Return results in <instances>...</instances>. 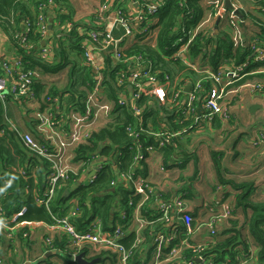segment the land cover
Here are the masks:
<instances>
[{"label": "trees", "instance_id": "obj_1", "mask_svg": "<svg viewBox=\"0 0 264 264\" xmlns=\"http://www.w3.org/2000/svg\"><path fill=\"white\" fill-rule=\"evenodd\" d=\"M120 0H100L101 7L119 10L121 15H127L125 8L119 6ZM224 0H165L155 14L158 18L155 27L157 35L155 43L140 38L130 47L123 50L125 57L139 56L150 68L149 72L163 82L166 76L174 84L182 77L183 81L191 84L201 81L203 92L211 88V79L197 75L192 67L177 57V53L189 43L186 56L192 60L207 61L213 73L223 72L230 65L237 67L247 60L251 50L248 49L247 39L239 41L236 45L230 32H223L220 28L228 26L233 30L228 18L219 23V34L201 27L207 13L214 14ZM258 1V2H257ZM252 12L241 8L244 17L245 29L251 26L259 39L257 46L264 49L260 42H264V2L257 0ZM108 15V11H105ZM41 16H44L41 22ZM77 11L71 0H0V27L7 34L11 46L17 52L19 68L13 67L15 78L18 73L30 76L32 80L33 99L20 98L16 100L12 94H8L5 101L0 99V214L4 218L0 223L7 226L16 222H44L48 226L54 225L57 219L68 215L72 207H76V213L71 217V223L80 232L89 230L93 222L99 221L105 231L111 232L121 219L123 214L130 219L140 202V196L134 193L130 186H126L122 180L112 185L115 179V171L121 173H134L148 178L147 161L141 162V166H134L137 152L131 148V137L127 129L132 128L142 131L141 142L144 145L154 143V138L147 134L150 129H160L166 126L173 132L180 134L173 144L160 148L158 151L162 158L164 167L173 168L177 165L185 169L193 162L194 169L191 177L195 179L198 173L199 157L195 152L184 147L182 142L188 140L187 135L206 121L198 118L196 113L186 111L185 105L180 100L171 104H161L154 95L142 93L136 98V105L141 108V113L135 115L128 102H121V95L126 94L130 101L131 89L134 84L126 81L135 68L132 60L113 59L111 54L105 55L104 67L99 69L86 60V51L89 50L91 31H101L104 28V20L98 16L92 25L88 22L76 20ZM52 18V22L50 19ZM99 22V23H97ZM225 22L227 25H222ZM45 25V31L42 26ZM236 25V24H235ZM80 27L84 28L82 30ZM153 26L150 28L152 29ZM80 29V30H79ZM48 32V34H47ZM46 40L45 46L42 41ZM48 48L51 59L43 55L44 49ZM49 55V54H48ZM8 60L0 62V72L3 73V64ZM8 63V62H7ZM260 63L248 64L241 72L239 79L228 87L236 89L245 83H254L262 89L264 94V72L251 73L256 67H262ZM66 75L65 84L58 80H46L50 75ZM61 75V76H62ZM122 79L123 82L119 83ZM183 81L179 82L182 85ZM99 90L103 102L110 104L112 109L111 121L91 132L87 139L77 143L73 150V162L82 163L83 167L95 163L99 169L94 179L89 182L79 180L80 172L69 168L68 178L60 179L56 185L55 192L49 201L48 208L39 204L38 199L48 197V175L51 172L50 161L42 156L36 155L23 141L20 131L10 129L6 122V108L11 102L20 104L28 109L33 103L39 104L41 117H52L55 124L62 126L63 130L68 128L70 120H66L67 114H92L93 108L90 96ZM185 96L184 92L180 99ZM234 96V95H233ZM232 96V97H233ZM237 95H235L236 97ZM186 97V96H185ZM231 97V99H232ZM234 97V98H235ZM107 101V102H106ZM179 103V104H177ZM195 107L201 108V101L197 99ZM181 106V107H180ZM200 110V111H201ZM230 111V104H229ZM59 112L60 116H55ZM196 112V111H195ZM46 114V116H44ZM229 121L232 119L230 111ZM48 115V116H47ZM213 125L220 126L223 120L219 116L213 117ZM42 125V122L38 123ZM39 127V125H38ZM33 135L37 142L43 145L48 153L53 154L52 142L48 138L40 137L36 130ZM20 132V133H19ZM216 176L222 184H231L236 190V197L230 201V214L216 224V234H212L204 223L213 220L219 210L211 211V208L227 201L226 192L220 202L209 201L204 204L209 211V216L202 219L200 223L192 222L196 230L202 228L206 231V240L203 242L193 241L192 234L186 236L188 244L180 253L181 260L194 262L197 255L195 248L198 247L200 255L205 264H244L257 260L258 264H264V200L262 194L255 196V188L252 182H235L225 178L222 167V153L211 151ZM161 192L162 198L179 195L169 193L159 185L152 182ZM65 190L69 191L66 195ZM217 203V204H216ZM18 216L16 222L12 218ZM141 212L149 219L156 215V210L144 204ZM193 218H195L193 216ZM3 227L0 225V244L8 247L27 246L32 252L34 237L31 228L27 225L21 227L12 236H5ZM151 226L141 232V243H136L138 234L133 231L123 239L125 247L131 250L130 264H152L154 258L152 252L156 247L155 234ZM9 235V234H8ZM51 239V243H49ZM183 237L172 241L171 245L180 242ZM17 243L19 245H17ZM42 245L47 252L52 251L49 257L35 261L32 264H51L50 259L56 257L61 264H77L75 257L84 253L88 260L99 258L95 264H114L116 253L100 250L96 255L92 249L84 248L77 252L66 235L61 232L54 234L45 233L41 239ZM14 244V245H12ZM12 245V246H11ZM134 245V247H132ZM201 246V247H200ZM171 246L164 251H169ZM30 253V254H31ZM3 264H24L8 259L0 253ZM111 260L112 263L109 261ZM176 263V262H175Z\"/></svg>", "mask_w": 264, "mask_h": 264}, {"label": "built area", "instance_id": "obj_2", "mask_svg": "<svg viewBox=\"0 0 264 264\" xmlns=\"http://www.w3.org/2000/svg\"><path fill=\"white\" fill-rule=\"evenodd\" d=\"M111 1V0H110ZM224 0L216 12L217 18L225 19L228 18L230 23L236 24L237 11L240 10V5L236 2L237 0H230L233 8L226 9ZM164 3V2H163ZM152 4L148 5L144 11L139 15L127 16L121 15L119 10V23L125 29L124 37L136 36L137 39L144 38V40L152 41L155 43L157 29L153 31L151 28V19L149 15L155 14L159 7L163 4ZM237 3V4H236ZM112 9L107 6L101 7V12L108 11ZM41 22L44 20V16H41ZM107 20V18L105 19ZM134 26V28H133ZM45 29V25L42 26ZM48 34V32H47ZM90 47L86 51V60L88 63L95 65L94 53L96 51L104 52L112 50L115 60L124 59L127 61L132 60L134 63V69L130 75H127L126 81L134 84L131 92L132 96L130 101L126 97V94L121 95L120 101L128 102L131 105L135 115L141 113V108H139L135 100L142 93L147 95H154L161 104H171L176 100H180L182 105H185L186 111L189 113H196L198 118H202L203 121H210L214 116H219L223 120H228L230 118L229 104L231 102V97L236 94L242 88H248L253 93H260L262 90L259 85L254 83H245L236 89H228L235 80L242 77L240 72L248 65L253 63H264V49L257 46L256 40H249L247 42L248 49L251 53L248 55L247 60L237 67H232L225 69L223 72L218 74L207 72L206 77L210 78L211 88L203 92V87L201 81H197L194 84L186 83L182 85L172 84L169 77L166 76L165 81L161 82L157 80L155 75L149 72V66L146 65L145 61L139 56L125 57L123 50L118 46V43L122 38H115L112 33L104 27L101 31H91L89 33ZM186 44L181 51L177 53V57L185 63H189V58L186 56V51L188 48ZM50 50L48 48L44 49L43 55H48ZM6 62V61H5ZM8 62V63H7ZM3 64V73L0 72V99L5 101L8 94H12L13 97L18 100L20 98H26L29 100L33 99L32 92V80L30 76L24 73H18L15 78L13 74V67L19 68L20 64L16 60L14 63L7 61ZM195 68V67H194ZM251 73L264 72V65L262 67H256ZM9 77L12 79V83L8 84ZM123 82L122 79L119 83ZM187 88H190L187 90ZM184 92L185 100L182 101L181 94ZM99 90L96 88L95 91L90 96V103L93 108L92 114H87L84 120H75L70 123L68 128L62 130V136L60 138L54 137L53 135H47L46 138L53 141L51 145L53 146V154L48 153L47 149L41 145L33 135L29 133H20L25 144L36 154L47 158L50 161L51 172L49 173L48 179V197L46 199H38L39 204H44L47 208L49 206V201L52 198L56 185L60 179L68 178L69 168L65 164L66 160V149L67 147L77 144L84 139H87L91 132L96 129L98 120L103 110L107 107V103L101 100L99 95ZM199 99L201 101V108L195 107V101ZM177 103V104H179ZM228 103V105H227ZM180 106V107H181ZM201 110V111H200ZM196 111V112H195ZM43 126L51 125L55 126V122L52 117H39ZM18 131V129H15ZM127 132L131 137V148L137 152L135 156L134 166H141V162L147 161L148 157L160 148L166 147L173 144L175 139L180 134L179 132H173L169 130L166 126H162L160 129L154 130L150 129L147 134L154 138V143L144 145L141 142V135L144 134L142 131H136L132 128H128ZM257 143H264V132H259L257 134ZM99 169L96 167L95 173L92 175L89 181L94 179L96 172ZM162 172H168L167 168L161 166ZM115 179L112 185H115L119 180H122L126 186H130L134 190V193L140 196V202L138 203L134 215L127 219L126 215L123 214L121 219L114 227L111 232L105 231L102 228L101 223L95 221L90 225L89 230L85 232L78 231L71 223V217L76 213V207H72L68 212V215L57 219L54 225H50L49 228L54 230L60 228L63 234L67 236L71 246L77 250V252H82L84 248L97 250L100 248L101 251H110L116 253L114 264H130L129 259L132 255L131 250L127 249L122 242L123 239L129 234V232L135 231L138 234L136 243H141V232L148 226H151L153 234H155L156 247L152 252V257L154 258V263L152 264H193L187 260H181L180 253L185 245L188 244L186 236L193 233L194 227L192 222L194 220L192 214L187 211L186 202L184 199L179 197V195H174L168 198H162L161 192L155 186L149 178L142 175H135L134 173L123 174L120 171H115ZM217 202H220L218 200ZM147 204L156 210V215L149 219L144 216L141 212V207ZM217 204V203H216ZM215 209L219 210L218 215L213 217V220L204 223L208 226L212 234H216V224L220 223L223 218H226L230 214V205L221 202L216 206L211 208V211ZM24 212L21 211L16 214L11 220L16 222L19 215ZM1 220L4 218L0 214ZM28 222H16L14 225L7 226L9 236H12L18 232V230ZM183 237V239L171 245L172 241L175 239ZM49 239V243H51ZM171 246L169 251H164L167 247ZM134 247V245L132 246ZM201 247V246H200ZM200 249L195 248L197 255L194 257L195 264H205L202 256L200 255ZM76 258V257H75ZM176 262V263H175ZM0 264L3 261L0 257ZM32 264V263H31ZM105 264V263H100Z\"/></svg>", "mask_w": 264, "mask_h": 264}, {"label": "crops", "instance_id": "obj_3", "mask_svg": "<svg viewBox=\"0 0 264 264\" xmlns=\"http://www.w3.org/2000/svg\"><path fill=\"white\" fill-rule=\"evenodd\" d=\"M165 0H120L118 5L125 8L126 13L130 16H136L141 14L148 5L161 4ZM241 8H244L241 5ZM210 15L213 19L209 21V25H213V33L215 35L219 34V19L217 20L216 13H207L201 27L204 23H207V17ZM107 20H104V27L112 33L115 38H122L118 43V46L125 50L130 47L135 41H137L136 36L124 37L125 29L119 23V12L116 9H112L108 15ZM97 20L94 18L88 23L95 25L93 22ZM158 18L154 16L151 19V27L153 26V31L156 30L155 24ZM220 21V22H219ZM99 23V22H97ZM217 25V27H216ZM236 25L238 27V38L244 41V39L256 40L259 37L254 32L255 29L251 26L248 29L244 27V17L242 12L239 10V14L236 15ZM210 28L211 26H207ZM134 28V26H133ZM82 33L84 28L80 27ZM79 29V30H80ZM234 43L239 44V41ZM262 45L264 42H260ZM111 54L114 58L112 50L100 52L96 51L94 53L95 66L101 69L105 64V55ZM18 54L11 46L10 40L5 33V31L0 27V62L4 60L11 61L14 63L17 60ZM51 59V53L47 55ZM188 65L192 67L194 72L198 75L205 76L207 72H212L209 63L207 61L192 60L189 59ZM195 67V68H194ZM232 68L230 65L227 69ZM60 75H50L47 77L49 80H56ZM183 81L182 77L176 80L174 84L179 85V82ZM12 83V79L9 77L8 84ZM186 83L189 85L190 82L183 81L182 84ZM240 100L234 102L231 106L232 119L221 120L220 126L213 125L214 120L206 121L204 126H200L198 129L193 130L187 135L188 140L182 142L183 146L188 148V150L195 152L199 157L198 165V175L194 179L191 177L192 170L194 169L193 162L189 163L185 169L180 166L173 168H168V172H162V158L159 151L153 152L147 159L148 164V178L150 181L159 185L162 189L169 193H179L185 197L187 211L194 216V221L200 223L204 218L209 216V211L205 209L204 204L209 201L222 200L224 195L222 193L226 192L225 198L227 199V204L230 205V201L236 197V190H234L231 184H222L218 177L216 176L213 161L211 158V151H217L222 153L221 163L225 171V178L227 180H234L235 182H252L254 184L255 192H260L262 194L261 198L264 200V143H257V134L259 132H264V94L253 93L248 88H242L240 92ZM238 96H236L237 98ZM235 98V99H236ZM185 100V96L183 97ZM107 102V101H106ZM254 104L259 105L255 111H251ZM110 105V104H109ZM246 107L248 109L246 110ZM11 114H13L14 119H10V116L6 114V122L10 129H20L21 132L27 133L29 131H37L40 137H47V135H53L54 137L60 138L62 136V126L56 124L51 125H40L39 117L43 115L40 111L39 104H32L28 109L20 104L11 102L10 104ZM108 110L102 112L100 119L97 122L96 129L102 127L112 118V109L110 106L107 107ZM247 111V112H245ZM248 113V114H246ZM59 112L55 116H60ZM46 116V114H44ZM48 116V115H47ZM61 117V116H60ZM87 114L72 113L66 115V120H70L68 126L72 121L84 120ZM39 125V127H38ZM52 143H54L52 141ZM75 144L67 147L66 149V160L65 164L68 168L80 172L79 180L83 182H89L92 175L96 170V162H100L101 159H97L95 163H91L87 167H83L82 163L73 162V150ZM208 159L210 162H208ZM203 224V223H200ZM4 228V235H8V227L4 223H0ZM31 228L32 236L34 237V247L31 253L27 246H23V249L18 246L8 247L5 244H0V253L6 255L8 259L15 260L16 262H21L24 264H31L35 261L42 259V257L50 256L53 254L52 251L47 252L45 247L41 243L43 234L49 233L54 234L56 232L63 231L60 228L51 230L47 224L44 222H30L26 224ZM193 241L203 242L206 240V231L204 228L199 231L195 228L192 234ZM17 245H19L17 243ZM100 251V250H99ZM98 250H93L92 254H97ZM31 253V254H30ZM9 259V260H10ZM51 264H61L56 257L50 259ZM111 263L112 261L109 260ZM244 264H258L257 260L249 261Z\"/></svg>", "mask_w": 264, "mask_h": 264}, {"label": "rangeland", "instance_id": "obj_4", "mask_svg": "<svg viewBox=\"0 0 264 264\" xmlns=\"http://www.w3.org/2000/svg\"><path fill=\"white\" fill-rule=\"evenodd\" d=\"M71 1H72V3H74L75 9L77 11L76 20H78L80 22L91 21L96 16H98L101 20H105L108 17L107 14H105V12H101V4L99 2L100 0H71ZM206 1L207 2H210L211 0H206ZM256 1L257 0H237L236 2L240 6L242 5L244 7V9L250 10V11L253 12L255 10V7H259V6H257V4H255ZM260 2L262 3V2H264V0H260ZM217 3L220 5V1H217ZM115 9L117 10V8H115ZM240 11H241V7H240ZM212 19L213 18L210 15H208V17L206 19L207 20V23H204L202 25V27H205L207 29L208 28L207 26H211L210 28H208V30L212 31L213 30V25L212 24L209 25V21H211ZM218 19L220 21L223 20V19L217 18V20ZM225 20H227V19H225ZM224 24L227 25V23L223 22L222 25H224ZM232 26L234 27L233 30H230V28H228V26H225V27L220 28V29H221V31H223L225 33L230 32L233 35L232 38H233V40L235 42L240 41V39L238 38V33H237L238 32L237 25H232ZM216 27H217V25H216ZM61 75L56 80L60 79L61 84H65L67 77H66V75H62V76ZM45 79L46 80H49V79H47V77ZM240 92H241V90H239L232 97V100L230 102V111H231V106L233 105V103L240 100V98H241L240 95H239ZM235 95H237L238 97L236 98ZM106 105H107V107L110 106L108 103ZM227 105H228V103H227ZM7 106H8V108H6L7 109L6 110V113H7L8 116H10V119L12 120V119H14V116H13V114H11V110L9 108L10 107V104H8ZM107 107L103 110V112L108 110ZM247 109H248V107H246V110ZM245 112H247V111H245ZM246 114H248V113H246ZM208 162H210L209 159H208ZM260 194H261L260 192H258V193L256 192L255 193V196H257V198H258V195H260ZM259 199H262V198H259ZM97 250L99 251L101 249L100 248H97Z\"/></svg>", "mask_w": 264, "mask_h": 264}, {"label": "water", "instance_id": "obj_5", "mask_svg": "<svg viewBox=\"0 0 264 264\" xmlns=\"http://www.w3.org/2000/svg\"><path fill=\"white\" fill-rule=\"evenodd\" d=\"M225 6H226V9H232L233 8V5H232V3H231V1L230 0H227L226 2H225ZM237 14H239V10L237 11ZM50 22H52V18L50 19ZM45 44H46V40H43L42 41V46H45ZM190 88H187V90H189ZM259 107V105H257V104H254L253 106H252V108H251V111H255L257 108ZM66 195H68L69 194V191H67V190H65V192H64ZM97 261H99V258H94V259H92V260H88V259H86L85 257H84V253H80V254H78L77 256H76V258H75V262L77 263V264H95Z\"/></svg>", "mask_w": 264, "mask_h": 264}]
</instances>
